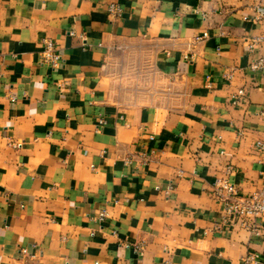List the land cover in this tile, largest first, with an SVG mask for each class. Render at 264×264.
<instances>
[{
    "label": "crops",
    "instance_id": "obj_1",
    "mask_svg": "<svg viewBox=\"0 0 264 264\" xmlns=\"http://www.w3.org/2000/svg\"><path fill=\"white\" fill-rule=\"evenodd\" d=\"M257 6L0 0V264L33 243L36 264H264V218L258 234L221 222L211 194L227 166L240 193L264 188Z\"/></svg>",
    "mask_w": 264,
    "mask_h": 264
},
{
    "label": "built area",
    "instance_id": "obj_2",
    "mask_svg": "<svg viewBox=\"0 0 264 264\" xmlns=\"http://www.w3.org/2000/svg\"><path fill=\"white\" fill-rule=\"evenodd\" d=\"M106 11L109 15L118 17L122 14V9L117 3H109L106 7ZM264 19V7L257 6L255 13L252 16V20L261 21ZM70 34L73 32L70 31ZM261 40L260 37L252 38L249 42V47L253 48ZM40 58L41 62L47 64L51 69H57L63 66L64 57L56 47V43L51 38H41L40 40ZM249 68L264 72V55H261L249 62ZM1 76V72H0ZM227 78H230V74H226ZM243 95V89H239L233 96V102L236 103ZM97 126L105 124V120L102 117L96 118ZM151 139L152 136H149ZM10 145L14 147L20 146L16 142H10ZM255 146L259 150L264 149V142L257 141ZM143 158L147 159V155L142 153ZM225 173H230L232 169L227 166ZM224 176L216 177L211 185V194L215 200L221 204V222L238 223L252 233H259L261 230L263 218H264V188L255 190L247 194L240 193L239 189L228 178V174ZM171 185L168 186V189ZM97 219L104 221L107 218V212L105 209L97 212ZM215 229H220L216 223ZM134 252L140 256L144 250V243L137 242L134 244ZM41 251L37 244L30 245H18L17 256L14 258L13 264H36L37 257H39ZM258 254L249 252L244 262H257Z\"/></svg>",
    "mask_w": 264,
    "mask_h": 264
}]
</instances>
